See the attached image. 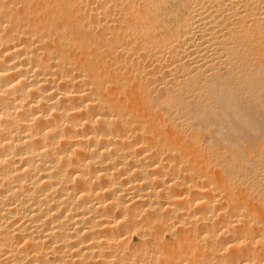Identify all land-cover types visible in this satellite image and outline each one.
I'll return each mask as SVG.
<instances>
[{"label":"bare ground","instance_id":"1","mask_svg":"<svg viewBox=\"0 0 264 264\" xmlns=\"http://www.w3.org/2000/svg\"><path fill=\"white\" fill-rule=\"evenodd\" d=\"M0 264H264V0H0Z\"/></svg>","mask_w":264,"mask_h":264},{"label":"rangeland","instance_id":"2","mask_svg":"<svg viewBox=\"0 0 264 264\" xmlns=\"http://www.w3.org/2000/svg\"><path fill=\"white\" fill-rule=\"evenodd\" d=\"M97 2V1H96ZM168 23V22H167ZM160 25V24H159ZM164 26V24L162 23V26L161 27H163ZM164 28V27H163ZM148 61V58H146V59H144V60H142V62L144 63H146ZM133 241H136V239L135 238H133Z\"/></svg>","mask_w":264,"mask_h":264}]
</instances>
